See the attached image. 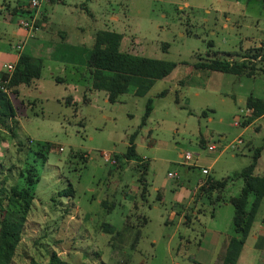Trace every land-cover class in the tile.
Here are the masks:
<instances>
[{
	"label": "rangeland",
	"instance_id": "rangeland-1",
	"mask_svg": "<svg viewBox=\"0 0 264 264\" xmlns=\"http://www.w3.org/2000/svg\"><path fill=\"white\" fill-rule=\"evenodd\" d=\"M20 3L29 10L27 0H0V73L18 52L39 58L41 69L9 93L15 116L0 141V217L26 163L37 181L9 264H221L233 235L229 198L242 185L233 175L255 147L261 150L252 174H264V117L239 124L250 115L243 114L245 97H264V72L234 75L196 63L212 58L211 51L226 57V51L261 47L263 53L264 0H55L35 10L47 21L40 25L38 14L26 40L13 34L23 18ZM98 29L121 33L122 51L173 62L170 73L140 96L134 78L109 102L91 87L86 69ZM258 65L264 68V61ZM148 99L151 110L141 125ZM131 135L137 157L118 164L113 155L124 153ZM43 143L49 144L45 161H33ZM185 152L193 158L183 159ZM208 178H226L221 200L212 202L214 191L198 197ZM68 187L70 196L60 194ZM184 189L189 194L180 202ZM139 214L146 221L136 226ZM104 223L113 230L104 231ZM235 264H264V199Z\"/></svg>",
	"mask_w": 264,
	"mask_h": 264
},
{
	"label": "trees",
	"instance_id": "trees-1",
	"mask_svg": "<svg viewBox=\"0 0 264 264\" xmlns=\"http://www.w3.org/2000/svg\"><path fill=\"white\" fill-rule=\"evenodd\" d=\"M51 0L50 2H52ZM55 1V0H54ZM53 1V2H54ZM18 15L23 18L32 17V9L25 10L18 4ZM29 33V31H28ZM93 41L86 59V69L91 77V87L96 90H102L106 94L109 102L117 100L120 94L126 92L128 85L136 78V84L133 93L135 95H143L154 80L164 78L170 73L174 63L158 58H151L120 50V41L122 34L114 30L98 29L93 33ZM211 46V43H208ZM16 46V45H15ZM167 44L164 43L162 48L165 50ZM258 46H261L260 42ZM21 48V46H20ZM261 47L252 53H238L237 51L224 52L226 57H218L217 51H211L212 58H206L199 61L196 65L202 69L209 71H218L230 73L234 75L253 76L255 72L262 71L264 68L258 65L264 61V51L260 52ZM231 56L238 57L231 59ZM58 60H63L59 55ZM68 63H77L72 56H66ZM41 61L28 53L18 52L17 58L12 65V69L0 73V141L2 140V132L10 131L6 120H13L15 112L9 99V93L15 95L20 84L29 85L33 79L40 76ZM55 82H62L63 78L59 76L53 77ZM164 91L159 92V95ZM70 96H66L65 104H69ZM244 105L251 110L250 115L243 121L241 126L247 125L250 121L257 117H264V97L248 95L245 98ZM151 110L150 100L145 104L144 113L141 118V125L145 123L147 116ZM7 129V130H6ZM130 136L129 144L126 146L124 153L121 155L114 154V161L121 163V158L131 160L137 157L135 145ZM49 149V144H38L37 149L32 152L33 161L40 163L45 161V153ZM261 147H255L252 152L249 163L233 176L242 179V185L239 192L235 196L229 198V202L233 208L232 214V231L233 235L227 240L221 264H235L241 247L250 232L251 226L255 219V214L259 205L264 199V174H252L253 166L259 155ZM20 181L15 183L8 193L7 202L0 217V264H9L15 245L20 237L22 223L29 211L31 200L33 198L32 185L37 181V175L33 164L26 163L24 169L18 172ZM145 175V174H144ZM226 178L220 180H212L208 178L205 185H200L197 189L198 197L201 195L210 196L212 191L217 194L212 202L221 200V191L226 184ZM140 198L145 201L147 184L145 180H141ZM220 192V194H219ZM60 194L70 196L72 188L68 187L60 191ZM249 197L251 199L249 200ZM141 220L136 226L145 223V217L138 215ZM104 231L111 232L113 227L107 223L102 224ZM25 264H45L42 262L29 260ZM104 264V263H102Z\"/></svg>",
	"mask_w": 264,
	"mask_h": 264
},
{
	"label": "built area",
	"instance_id": "built-area-1",
	"mask_svg": "<svg viewBox=\"0 0 264 264\" xmlns=\"http://www.w3.org/2000/svg\"><path fill=\"white\" fill-rule=\"evenodd\" d=\"M49 1L50 0H27V4H28L27 6H28L29 9L34 10L33 11V13H34L35 10H37L41 5L48 4ZM33 23H34V18L33 17H29V18H26V19L25 18H22V19H18L17 26L20 27V28H22V29H24L28 33L29 29L32 28ZM15 48L16 49H19L20 48V45L17 44L15 46ZM6 68H7V70H9V69L11 70L12 69V64H7L6 65ZM249 112H251V110L249 108H246L245 107L243 109V114H246L247 115V113H249ZM234 124L236 125V122L235 121H234ZM240 142L241 141H240L239 138L236 139L234 141V143L231 144V147L232 146L233 147H236L238 145V143H240ZM207 148H208V150H212L214 148V146L213 145H208ZM181 156L185 160H189V159H192L193 158L188 152L183 153ZM200 171L202 173H205L206 172V169L204 167H202L200 169ZM167 174H168V176H173V174H171L170 172H168Z\"/></svg>",
	"mask_w": 264,
	"mask_h": 264
},
{
	"label": "crops",
	"instance_id": "crops-1",
	"mask_svg": "<svg viewBox=\"0 0 264 264\" xmlns=\"http://www.w3.org/2000/svg\"><path fill=\"white\" fill-rule=\"evenodd\" d=\"M53 2H50V3H48V4H52ZM21 4V3H20ZM38 14H40L41 15V17L40 16H38ZM18 15V14H17ZM46 14L44 13V12H41L40 10H38V11H35L33 14H32V17L34 18V20L35 19H39V17L42 19V22L40 23V25H42V23L44 22H46L47 21V17L45 16ZM19 17H22V16H20V15H18ZM45 18H46V20H45ZM18 20V19H17ZM16 20V21H17ZM44 20V21H43ZM17 25V24H16ZM13 34H14V36H20L21 38H24V40H26V38H27V35H28V33H27V31H25L24 29H22V28H20V27H16V29H15V31L13 32ZM61 38H63V40L64 39H66L67 38V36L64 34V35H61ZM43 50V49H42ZM41 50V52H43ZM16 58H17V55H16V57L14 58V60L12 61V64L15 62V60H16ZM8 64H10V63H8ZM251 77V76H250ZM264 80V79H263ZM250 95V94H249ZM248 96V95H247ZM246 98V97H245ZM244 107H245V105H244ZM257 118H260V117H257ZM234 123V122H233ZM245 127H246V125H245ZM188 194H189V189H184V190H180V191H178V199H180L179 201L181 202V201H184V200H187V197H188Z\"/></svg>",
	"mask_w": 264,
	"mask_h": 264
},
{
	"label": "clouds",
	"instance_id": "clouds-1",
	"mask_svg": "<svg viewBox=\"0 0 264 264\" xmlns=\"http://www.w3.org/2000/svg\"><path fill=\"white\" fill-rule=\"evenodd\" d=\"M245 108V107H244Z\"/></svg>",
	"mask_w": 264,
	"mask_h": 264
}]
</instances>
